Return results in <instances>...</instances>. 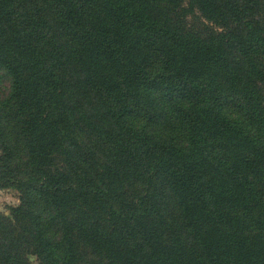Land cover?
<instances>
[{
    "label": "trees",
    "instance_id": "16d2710c",
    "mask_svg": "<svg viewBox=\"0 0 264 264\" xmlns=\"http://www.w3.org/2000/svg\"><path fill=\"white\" fill-rule=\"evenodd\" d=\"M0 264H264V0H0Z\"/></svg>",
    "mask_w": 264,
    "mask_h": 264
},
{
    "label": "rangeland",
    "instance_id": "374dc122",
    "mask_svg": "<svg viewBox=\"0 0 264 264\" xmlns=\"http://www.w3.org/2000/svg\"><path fill=\"white\" fill-rule=\"evenodd\" d=\"M18 193L13 189H0V212L8 214V208L19 202ZM30 264H39L34 256H30Z\"/></svg>",
    "mask_w": 264,
    "mask_h": 264
}]
</instances>
